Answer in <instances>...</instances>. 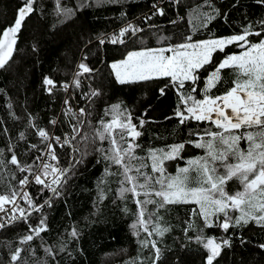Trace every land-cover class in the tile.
Returning a JSON list of instances; mask_svg holds the SVG:
<instances>
[{
	"label": "trees",
	"instance_id": "obj_1",
	"mask_svg": "<svg viewBox=\"0 0 264 264\" xmlns=\"http://www.w3.org/2000/svg\"><path fill=\"white\" fill-rule=\"evenodd\" d=\"M22 3L23 0H0V33L14 23ZM60 7L71 9V14H58L56 0H35L34 11L17 34L11 59L0 68V195L19 192V181L28 174L20 168H36L49 143L55 147L56 164L69 171L58 187L59 195L47 192L42 185L29 188L32 204L25 203V218L12 220L0 228V264H154V261L155 264H205L207 250L196 241L198 235L214 237L220 243L229 241L228 245H222L213 264H264V248L260 247L264 245V225L255 221L236 225L238 211L229 209L232 226L225 231L219 226L223 214L219 219L212 218V227H205L203 217L192 214L193 209L199 210L194 203L168 204L159 209L148 204L144 219L155 213L153 223L159 218L158 222L170 230L160 236L152 231L153 224L147 225L152 235L139 226L134 228L140 211L136 200L159 201L152 190H160V185L153 180L149 188L137 190L140 196L125 193L122 197L121 187L130 185L121 184L123 169L105 159L110 142L95 135L96 130H103L101 120L112 119V105H120V111L130 113L132 123L141 132L134 141L139 145L134 154L141 159L133 161L136 165H147L141 172L153 177L159 175L151 170L149 157L153 149L167 150L170 145L185 143L177 159L165 162L167 173L172 175H176L179 167H185L189 159L204 156L205 149L187 141L198 139L196 132L216 129L211 123L191 119L180 123L174 116L179 95L169 79L121 84L112 62L129 49L158 42L187 36L195 39L240 34L249 25L252 31H260L264 3L259 0H60ZM158 8L164 10L163 15L157 12ZM205 13L215 18L201 27ZM131 21L143 31L135 35L129 31L122 37L123 44L111 43V38ZM101 39L105 43L101 44ZM249 39L255 43L260 37L253 35ZM242 50L229 45L223 52L217 51L213 55L214 64L199 71L200 80L195 85L186 82L180 91L187 95L195 86L198 91L193 95L202 98L207 76L215 65L227 55ZM81 63L92 71L78 75ZM221 76L223 82L210 94L219 95L235 78L231 70H222ZM45 77L56 84L52 92L44 85ZM165 85L169 87L162 95L160 89ZM140 120L145 121L143 126ZM41 129L48 133L47 139L39 136ZM72 133L65 144L66 134ZM240 144L241 149L247 148L243 140ZM216 147L220 145L217 143ZM13 155L18 164L10 162ZM219 171L223 174V169ZM143 182L140 177L139 183ZM226 190L231 194L242 189L238 180L233 179L227 183ZM145 191L151 194L146 197ZM42 218H46L47 228L35 235L31 229ZM29 234L33 239L22 242ZM152 241L161 250L158 261ZM18 248L20 256L12 261Z\"/></svg>",
	"mask_w": 264,
	"mask_h": 264
},
{
	"label": "snow or ice",
	"instance_id": "obj_2",
	"mask_svg": "<svg viewBox=\"0 0 264 264\" xmlns=\"http://www.w3.org/2000/svg\"><path fill=\"white\" fill-rule=\"evenodd\" d=\"M259 2L264 3V0H259ZM34 3L35 0H23L22 6L17 9L14 23L0 33V68H3L11 59L15 50L17 34L25 19L34 11ZM56 4L58 14L63 13L65 16L71 14V9L60 7V0H56ZM157 12L160 15L164 14L162 8H158ZM204 15L206 20L201 27H206L207 23L215 18L207 13ZM259 23L260 31H252V26L249 25L240 34L203 40H193L192 36H187L183 42L166 47L130 51L125 59L111 65L121 84L168 78L170 85L176 88L179 95V103L174 116L179 118L180 123L184 124L191 119L198 122H209L216 129L215 131L205 129L202 134L196 132L194 135L198 139L187 141L197 148L205 149V155L189 159L185 167L177 169L176 175L167 173L165 162L177 159L185 148V143L170 145L167 150H150L151 170L153 173H159L158 176L153 177L141 172V169L147 165L133 163V161L141 159L134 154L135 149L139 147L134 141L141 135V132L132 123L131 114L121 112L120 105H112V119L108 122L101 120L103 130H96L95 135L101 141L108 140L110 142L109 154L105 156V159L123 169L124 178L121 184L130 185L121 187V196L123 197L125 193H132L138 197L141 193L137 189L149 188L153 180L155 184L160 185V190H152L154 195L160 198L159 201L136 200L140 211L137 224L133 225L134 228L139 226L143 228V231L152 235L147 225L153 224L152 231L163 236L170 229L163 227L158 222L159 218L156 223H153L152 216L155 213H149L148 219L145 220L146 206L155 204L159 209L165 205L176 203L198 205V212L193 209L192 214L203 217L205 227H212V218L219 219L220 214H223L224 219L219 226L227 231L232 226L230 222L233 220V217L229 215V209L240 212V215L235 218L236 225L248 224L250 221L264 225V21ZM129 31L135 35L136 32L143 30L129 24L120 29L119 34L114 35L110 42L113 44L125 43L122 37ZM253 35L260 37L258 42L250 41L249 37ZM160 39L167 38L161 37ZM100 43H105V40L101 39ZM229 45H236L243 50L227 55L218 65H215L207 76L202 98L197 99L193 95L198 91L195 86L187 95L180 91L185 87L186 82L195 85L200 80L199 71L214 64V53L223 52ZM79 69L78 75L92 71L83 63L79 65ZM222 70H231L235 78L231 81V86L219 95L210 94L212 89L217 88V85L223 82ZM74 82L79 86V80ZM44 85L49 92H52L56 87L55 82L48 77H45ZM64 87L67 88V85ZM168 87L169 85H165L160 89V93L163 95ZM97 94L93 92V95ZM65 103L67 104L68 101ZM80 111L83 113L84 109ZM139 123L143 126L145 121L140 120ZM38 134L45 139L48 138V133L43 129L39 130ZM55 139L59 141L60 137ZM242 140L247 144L246 149L240 148ZM64 143L67 144L69 141L65 140ZM217 143L220 145L219 148L216 147ZM48 147L51 159L57 160L51 145ZM10 162L18 164L17 157L13 155ZM220 169H223V174H220ZM20 171H25V169L21 167ZM68 171L69 169H59L50 163H44L41 170L34 173L35 183L43 185L45 188L50 187L42 177L53 175L55 178L52 183L60 184V178L65 176ZM132 172H135L136 175H131ZM140 177H143V183H139ZM233 179L238 180L242 190L230 194L226 190V185ZM19 183L21 185L28 183V178L25 177ZM52 191L59 195L58 189L53 188ZM143 194L147 197L151 193L145 191ZM17 195L18 193L15 191H12L10 195H0V211H6V204L13 205V212L19 211L20 215H13L12 220L25 218V210L16 206ZM23 199L27 200L29 205L32 204L27 192L23 193ZM5 226L0 223V228ZM46 228V218H42L39 225L31 229V232L39 235ZM72 235H76L75 230ZM32 239L33 235L29 234L23 237L22 242ZM195 239L198 243H202L204 249L207 250L205 264H213L215 258L220 255L222 245L229 244L228 240L217 243L214 237L201 235L196 236ZM141 243L147 245V242L142 241ZM151 243L158 261L161 250L156 246L155 241ZM260 247L264 248V245H260ZM20 251L19 248L16 250L11 257L12 261L19 258Z\"/></svg>",
	"mask_w": 264,
	"mask_h": 264
},
{
	"label": "built area",
	"instance_id": "obj_3",
	"mask_svg": "<svg viewBox=\"0 0 264 264\" xmlns=\"http://www.w3.org/2000/svg\"><path fill=\"white\" fill-rule=\"evenodd\" d=\"M129 24H131V25L134 26V22L133 21L127 23V25H129ZM127 25L124 24V26H122V28L126 27ZM134 28H137V27L134 26ZM64 86H65V84H63V87ZM65 89H67V88H65ZM69 136H73V133L70 134V135L69 134H66L67 140L70 139ZM49 145H51L52 149L55 152V155L57 156L55 147H53L51 143H49ZM48 146L43 150L42 156L39 157L40 158L39 159V163H38V165H37L36 168L31 169L29 167H25V170L28 173L27 176H26L28 178V183H26L24 185H21L19 183L20 184V189H19L18 195L16 196V206L18 208H23L24 209V205L27 202V200L23 199V193L24 192H27L28 193V196H29V188L31 186H39V184L35 183L34 173L39 172L41 170V168H42V166H43L44 163H50V164L56 166L59 169H64V167L62 165H60V164L57 165L56 164V160H52L51 159V156L49 155V147ZM42 178L45 179L46 184L50 185V187L45 188L47 190V192H52V189L55 188L56 185H57V184H53L52 183V181H53V179L55 177L53 175H49L48 177H42ZM5 209H6V211H0V223H6V222H8L13 215H15V216H19L20 215L19 214V211H15V212L12 211V209H13V205L12 204H6L5 205Z\"/></svg>",
	"mask_w": 264,
	"mask_h": 264
},
{
	"label": "rangeland",
	"instance_id": "obj_4",
	"mask_svg": "<svg viewBox=\"0 0 264 264\" xmlns=\"http://www.w3.org/2000/svg\"><path fill=\"white\" fill-rule=\"evenodd\" d=\"M233 34H237V33H232V34H221V35H216V36H211V37H226V36H230V35H233ZM211 37H201V38H193V40H203V39H208V38H211ZM184 41V39H180L179 38V40H171V41H163V42H158V43H156V44H153V45H149V46H142V47H136V48H132V49H129L127 52H125V53H123L120 57H118V58H116V60H114L113 62H112V64L113 63H115V62H117V61H120V60H123V59H125V57L127 56V53L128 52H130V51H137V50H141V49H143V48H159V47H166V46H168V45H171V44H177V43H181V42H183ZM170 54V53H169ZM113 69V68H112ZM114 71V70H113ZM114 73H115V71H114ZM116 75V74H115ZM209 123V122H208ZM244 143H246V142H244ZM240 145H242V144H240ZM193 176H194V173H193ZM192 186H195V185H192ZM138 190V189H137ZM231 211H233L232 209H230ZM247 210V209H246ZM238 211V212H237ZM233 212H237L236 214H237V216H239L240 215V212H239V210H236V211H233ZM257 214H259V213H257ZM217 243H220L219 241H217ZM221 251V250H220Z\"/></svg>",
	"mask_w": 264,
	"mask_h": 264
},
{
	"label": "water",
	"instance_id": "obj_5",
	"mask_svg": "<svg viewBox=\"0 0 264 264\" xmlns=\"http://www.w3.org/2000/svg\"><path fill=\"white\" fill-rule=\"evenodd\" d=\"M63 180H64V176L61 178V182H63ZM60 185H61V183H60V184H57L55 188L58 189V187H59Z\"/></svg>",
	"mask_w": 264,
	"mask_h": 264
},
{
	"label": "bare ground",
	"instance_id": "obj_6",
	"mask_svg": "<svg viewBox=\"0 0 264 264\" xmlns=\"http://www.w3.org/2000/svg\"><path fill=\"white\" fill-rule=\"evenodd\" d=\"M12 221V219H10L8 222H6V223H9V222H11ZM6 223H3V224H6Z\"/></svg>",
	"mask_w": 264,
	"mask_h": 264
}]
</instances>
